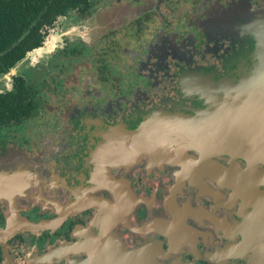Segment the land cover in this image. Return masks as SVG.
<instances>
[{
  "label": "flooded vegetation",
  "instance_id": "obj_1",
  "mask_svg": "<svg viewBox=\"0 0 264 264\" xmlns=\"http://www.w3.org/2000/svg\"><path fill=\"white\" fill-rule=\"evenodd\" d=\"M256 37L264 0L59 16L0 73V264H264Z\"/></svg>",
  "mask_w": 264,
  "mask_h": 264
},
{
  "label": "trees",
  "instance_id": "obj_2",
  "mask_svg": "<svg viewBox=\"0 0 264 264\" xmlns=\"http://www.w3.org/2000/svg\"><path fill=\"white\" fill-rule=\"evenodd\" d=\"M89 0H0V73L39 48L46 30Z\"/></svg>",
  "mask_w": 264,
  "mask_h": 264
},
{
  "label": "water",
  "instance_id": "obj_3",
  "mask_svg": "<svg viewBox=\"0 0 264 264\" xmlns=\"http://www.w3.org/2000/svg\"><path fill=\"white\" fill-rule=\"evenodd\" d=\"M256 38H257V48H256L257 56H261V59H262L261 61L263 63L264 62V37H256ZM4 174H5L4 170L2 171L0 170V195L6 193V177Z\"/></svg>",
  "mask_w": 264,
  "mask_h": 264
},
{
  "label": "rangeland",
  "instance_id": "obj_4",
  "mask_svg": "<svg viewBox=\"0 0 264 264\" xmlns=\"http://www.w3.org/2000/svg\"><path fill=\"white\" fill-rule=\"evenodd\" d=\"M261 144V143H260ZM262 145V144H261ZM0 170H1V168H0Z\"/></svg>",
  "mask_w": 264,
  "mask_h": 264
}]
</instances>
